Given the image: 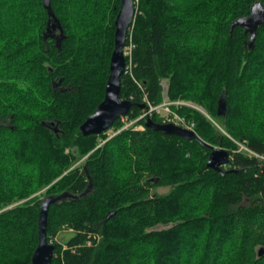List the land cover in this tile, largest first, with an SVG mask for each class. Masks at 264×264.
I'll return each mask as SVG.
<instances>
[{"label":"trees","instance_id":"1","mask_svg":"<svg viewBox=\"0 0 264 264\" xmlns=\"http://www.w3.org/2000/svg\"><path fill=\"white\" fill-rule=\"evenodd\" d=\"M258 2L135 0L125 42L128 120L144 95L163 101L167 79L171 99L206 108L210 118L179 112L230 152L222 173L207 165L210 147L148 119L83 134L105 96L121 0H0V264L31 263L41 206L31 196L43 188L76 196L50 207L52 264H264V161L239 145L264 153V24L253 46L232 28ZM161 186L171 189L152 191Z\"/></svg>","mask_w":264,"mask_h":264},{"label":"water","instance_id":"2","mask_svg":"<svg viewBox=\"0 0 264 264\" xmlns=\"http://www.w3.org/2000/svg\"><path fill=\"white\" fill-rule=\"evenodd\" d=\"M45 6L49 7L50 0H43ZM136 15L135 0H121L120 10L115 20V48L110 60V74L106 83L104 99L97 106L95 111L90 114L81 125L84 135L100 134L114 124V122L123 115H127L134 103L129 99L122 98L121 78L126 69V54L124 51L125 42L128 36V30L134 22ZM264 24V6L262 3H255L252 7L251 14L236 19L232 23L234 26H242L250 32L251 43L253 46L259 26ZM55 24L53 27L55 28ZM145 105L142 104L141 107ZM228 104L225 99H221L218 104L217 113L219 116L227 114ZM149 128L163 131L167 134H176L186 139H196L202 144L212 149L207 165L219 172H225L223 165L231 161L230 152L223 148H216L204 142L201 137L193 130L182 128L174 123H157L151 118L146 121ZM76 197L66 191L60 194H51L41 200L39 213V243L36 247L30 264H52L54 250L56 245L47 238V224L49 210L52 204L61 202L67 198ZM110 216H108L109 218ZM260 256L264 254V247L259 251Z\"/></svg>","mask_w":264,"mask_h":264},{"label":"built area","instance_id":"3","mask_svg":"<svg viewBox=\"0 0 264 264\" xmlns=\"http://www.w3.org/2000/svg\"><path fill=\"white\" fill-rule=\"evenodd\" d=\"M127 48L128 46L124 48L125 54L128 53ZM143 103L145 104V107L143 108V113L140 114L137 118L133 120H128L126 115L121 116V119L124 123L129 122L125 126H123V128L132 126L135 122L139 121L143 117H147L148 115H154V114L159 115L162 118L163 123L174 122L189 130H195L196 128L195 122L192 120H189L186 117V115L181 114L179 112V109H181L182 107H190V108L194 107L195 108L201 105H195L193 103H188L186 99H180V98L170 99V97L163 98V101L159 104H154L149 100V98L146 95L143 98ZM140 126L142 129H144L145 127L143 124H141ZM249 153L251 154V152ZM257 157L264 161V154L262 156H257Z\"/></svg>","mask_w":264,"mask_h":264},{"label":"rangeland","instance_id":"4","mask_svg":"<svg viewBox=\"0 0 264 264\" xmlns=\"http://www.w3.org/2000/svg\"><path fill=\"white\" fill-rule=\"evenodd\" d=\"M131 48H132V46H128V48H127V54H130V52H131ZM126 54V55H127ZM162 85H163V87H164V91H163V93H164V95H165V97L164 98H169V95H168V81H167V79H164L163 81H162ZM171 99V98H170ZM187 100V99H186ZM188 101V103H193V104H195V105H199L198 103H196V102H194V101H192V100H187ZM203 107V106H202ZM201 106H199V107H197V108H194V107H192V108H194V109H197L198 111H200L199 109H206L205 107H203L202 108ZM203 111V110H202ZM205 116H207V117H209L210 118V116H208V115H206V114H204ZM127 123H129V122H123V126H125ZM214 123L215 124H218L217 122H215L214 121ZM141 125V124H140ZM140 125H137L136 126V129H139V130H141L142 128H141V126ZM108 134L109 135H112V134H114V132H115V129L114 128H111V129H109L108 131ZM239 145H240V150H243V151H248L246 148H245V146L244 145H241V143H239ZM243 146H244V148H243ZM46 189L47 188H43V189H40L39 191H37V192H35L31 197H33V196H37L39 199H43L44 197H45V192H46ZM171 188L170 187H164V186H161V187H155V188H153L152 189V191L153 192H157V193H167L169 190H170ZM47 196V195H46ZM158 229H162V228H166V226L165 225H159L158 227H157ZM72 233H74V230H73V228H71V227H69V228H65V229H62V231L59 233V235L57 236V238H56V241H59V242H65L67 239H68V237H70L71 236V234Z\"/></svg>","mask_w":264,"mask_h":264},{"label":"bare ground","instance_id":"5","mask_svg":"<svg viewBox=\"0 0 264 264\" xmlns=\"http://www.w3.org/2000/svg\"><path fill=\"white\" fill-rule=\"evenodd\" d=\"M129 66H131V64L129 65ZM128 66V67H129ZM127 63H126V69H125V72H126V70H127ZM145 96V95H144ZM130 99V98H129ZM172 101V100H171ZM145 107V106H144ZM143 107V108H144ZM202 107V106H201ZM195 108H197V107H195ZM203 108V107H202ZM201 112H203L204 114H206V115H208V116H210L208 113H207V111H206V109H199ZM143 113V112H142ZM157 115V114H156ZM151 115H148L147 117H143L142 119H149V117H150ZM189 119V118H188ZM189 120H192V121H194L193 119H189ZM195 122V121H194ZM168 123H174V122H168ZM175 125H177V126H180V127H182V128H185V127H183V126H181V125H178V124H176V123H174ZM196 124V123H195ZM48 126V125H47ZM50 127V126H49ZM196 134H198L197 133V130H196V128H195V130H193ZM102 134V133H101ZM241 145H244L243 143H241ZM245 146V145H244ZM244 146H243V148H244ZM216 148H220V147H216ZM245 148L249 151V152H251V154L253 155V156H262L263 154H260V153H258V152H255V151H253V150H250L247 146H245ZM260 159V158H259ZM229 164V163H228ZM228 164H224L222 167L224 168V166H226V165H228ZM52 242V241H51ZM53 243V242H52ZM56 245V244H55ZM55 251V250H54Z\"/></svg>","mask_w":264,"mask_h":264}]
</instances>
